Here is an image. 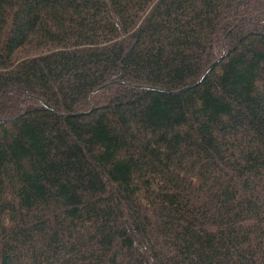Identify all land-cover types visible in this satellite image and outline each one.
Here are the masks:
<instances>
[{
	"label": "trees",
	"instance_id": "trees-1",
	"mask_svg": "<svg viewBox=\"0 0 264 264\" xmlns=\"http://www.w3.org/2000/svg\"><path fill=\"white\" fill-rule=\"evenodd\" d=\"M0 264H264V0H0Z\"/></svg>",
	"mask_w": 264,
	"mask_h": 264
}]
</instances>
